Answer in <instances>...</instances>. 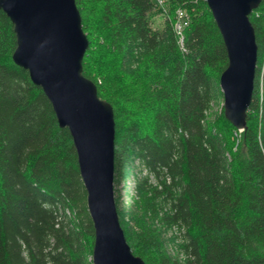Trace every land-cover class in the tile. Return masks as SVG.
<instances>
[{
	"label": "trees",
	"instance_id": "trees-1",
	"mask_svg": "<svg viewBox=\"0 0 264 264\" xmlns=\"http://www.w3.org/2000/svg\"><path fill=\"white\" fill-rule=\"evenodd\" d=\"M76 2L89 39L84 75L114 108L115 198L134 254L146 264H264V0L250 15L258 64L241 132L224 114L220 75L229 60L206 0ZM96 21L125 81L90 66ZM15 48L0 8V264H93L73 138L14 62ZM220 119L240 132L235 151ZM129 181L126 205L116 186Z\"/></svg>",
	"mask_w": 264,
	"mask_h": 264
},
{
	"label": "water",
	"instance_id": "water-1",
	"mask_svg": "<svg viewBox=\"0 0 264 264\" xmlns=\"http://www.w3.org/2000/svg\"><path fill=\"white\" fill-rule=\"evenodd\" d=\"M263 0H206L222 34L228 65L220 75L223 108L240 132L247 125L258 64L251 13ZM14 25V62L50 100L77 152L95 230L93 264H146L134 254L115 198L116 122L113 105L84 75L89 39L76 0H0Z\"/></svg>",
	"mask_w": 264,
	"mask_h": 264
},
{
	"label": "rangeland",
	"instance_id": "rangeland-1",
	"mask_svg": "<svg viewBox=\"0 0 264 264\" xmlns=\"http://www.w3.org/2000/svg\"><path fill=\"white\" fill-rule=\"evenodd\" d=\"M163 20L164 18L162 16L156 17L154 20V26H161ZM89 35L91 37L93 46V50L91 51L89 56V63L91 64V68L93 70H98L99 72H101V74L113 76L122 81H125L127 78L121 73L119 69L117 57L114 54L108 53L106 50L107 30L105 26L99 21H96L91 28ZM213 112L214 115L220 114L221 107L218 106V108H215ZM219 122V124L226 130L229 151H235L239 143L240 132H237L230 128V126L221 119L219 120ZM129 186L133 187L132 181H129L128 188L123 183L119 186H116L117 192L121 197V201L126 205L132 202L133 189L130 190Z\"/></svg>",
	"mask_w": 264,
	"mask_h": 264
},
{
	"label": "built area",
	"instance_id": "built-area-1",
	"mask_svg": "<svg viewBox=\"0 0 264 264\" xmlns=\"http://www.w3.org/2000/svg\"><path fill=\"white\" fill-rule=\"evenodd\" d=\"M157 1L161 6L164 5V0H157ZM182 17H184V12L182 10H178V18H182ZM175 29L180 35H182V24L180 21L176 22Z\"/></svg>",
	"mask_w": 264,
	"mask_h": 264
}]
</instances>
